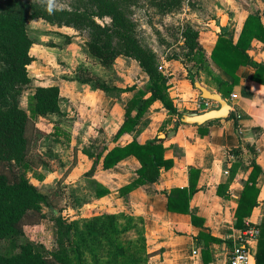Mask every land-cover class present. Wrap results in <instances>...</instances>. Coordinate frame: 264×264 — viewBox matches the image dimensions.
Wrapping results in <instances>:
<instances>
[{"label":"trees","instance_id":"16d2710c","mask_svg":"<svg viewBox=\"0 0 264 264\" xmlns=\"http://www.w3.org/2000/svg\"><path fill=\"white\" fill-rule=\"evenodd\" d=\"M168 1L170 0H164L162 5L168 7L170 5ZM86 2L91 4V7L83 9L53 7L52 12L49 13L47 5L37 2L0 0V60L7 65L0 70V99L5 97L7 100L6 108L0 103V161L5 166L8 165L4 171H0V238L15 236L21 232L24 225L36 224L42 217V208L47 202V196L26 177L20 168L39 165V161L31 156L34 118L62 113L59 103L60 89L56 84L38 85L34 88L28 97L29 112L19 105V96L31 82L28 72V66L32 61L31 39L27 30L28 16L44 19L51 24L89 26L95 31V37L94 40L87 41L86 46L88 52L97 58L102 66L109 67L119 55H123L136 60L147 74L148 79L143 87L137 88L135 84L119 87L100 79L85 68H79L80 73H77L76 78L84 83H92L94 90L115 97H119L123 92H133L124 106V118L115 134V139L135 130L141 118L155 101H159L169 114L177 115L178 119L183 112L177 109L169 94L168 75L158 69L152 51L139 43L135 36L134 24L120 7L119 0H86ZM105 16H109V23L101 25L96 21V17ZM181 35L186 48L185 57L197 68L196 72L187 70V77L193 86L199 79L198 71L203 69L215 82L216 90L224 98L229 97L234 84L239 80L237 70L242 65L254 67L253 79L262 81L258 74H264V64L253 60L247 52L253 39L264 42V24L259 14L246 16L236 41H233L223 28L210 54H207L200 42L198 29L190 24H184ZM211 64L231 76L233 81L229 82L219 76H213ZM228 118L235 119V127L238 129L234 110L230 111ZM203 125H197L201 135L207 132V128ZM163 141V138L156 135L145 143H140L133 138L123 145L113 146L105 153H103L105 146L96 153L83 149L82 152L89 159L94 158L87 174L93 173L100 159L102 167L108 169L132 155L139 162V167L135 171L136 177L120 186L117 189L118 195L127 194L145 183L155 182L159 178L160 170L168 169L173 164L172 159L164 156ZM199 172L198 168L189 167L188 186L172 187L168 191L166 202L168 210L180 213L190 212L189 200L197 190ZM260 173V166L252 160L251 170L234 211L237 228L244 227V218L249 216L258 204L259 188L256 186V180ZM94 183L95 197L99 198L110 193V190L101 183L97 181ZM217 192L221 193V186H218ZM103 216L111 220L116 219L115 213H105ZM190 217L194 225H203L202 217L195 213H190ZM67 228L70 229L71 226L68 225ZM198 237L203 240L201 252L207 264L210 259L208 243L222 242V239L203 231H199ZM226 242L231 247L232 241ZM75 252L80 259L82 251L78 244L75 246ZM71 262L72 257L68 248L60 242L58 247L48 255L29 241L21 244L16 253L0 254V264H70ZM255 264H264V216L260 222Z\"/></svg>","mask_w":264,"mask_h":264},{"label":"crops","instance_id":"0c3cea01","mask_svg":"<svg viewBox=\"0 0 264 264\" xmlns=\"http://www.w3.org/2000/svg\"><path fill=\"white\" fill-rule=\"evenodd\" d=\"M217 2L208 6L209 14L213 18L207 23L208 31L200 34V42L207 54H210L223 28L233 41H236L248 14H259L264 24V2L261 6L255 7L249 5L250 2L247 0ZM253 2L259 3L258 0ZM247 52L253 60L264 64V42L253 39ZM115 61L119 62L120 56ZM211 65L216 71L211 73L213 76L233 81V78L219 67ZM115 68L116 73H109L106 82L125 87L120 80L126 73H118L119 67ZM165 68L168 70L166 66ZM169 70L165 73L168 75L170 85L168 91L177 109L181 112L200 110L197 106L201 98L200 91L191 84L187 72L175 73ZM254 72L255 69L251 65L240 66L237 70L239 80L234 84L229 97H226L236 114L238 129L235 127L234 118L216 119L204 123L203 126L207 128L204 135L199 133L197 125L179 121L177 115L169 114L159 101H155L149 107L147 116L149 119L143 120L142 117L135 130L115 139L124 118L123 105H120L121 102L116 103L119 101L118 97L94 90L84 83L83 85L69 83L66 94L62 93L58 82L40 84L59 86L61 111L72 112L74 109L80 114L74 126H79L81 137L96 127L95 133L96 131L100 133L107 144L103 153L133 138L145 143L159 133L174 131L173 135L164 138L163 141L164 156L172 159L173 164L168 169L160 170L157 181L140 185L122 196L118 195L117 189L136 177L135 171L139 167V162L132 155L108 169L102 167L100 159L92 177L110 190V193L95 198L107 212L115 213L121 208L132 216L141 217L151 264H205L201 252L203 240L198 237L199 231L222 239V242L208 243L210 259L207 264L226 263L230 248L226 241L233 242L241 232V228L235 227L234 211L251 170L252 160L261 168L256 180V186L259 188L258 204L244 221H251L260 226L264 216V74H258L262 78V81H259L253 79ZM136 74L141 80L137 81L138 83L132 80L130 85L143 87L148 79L147 74L141 68ZM198 75L201 84L211 91H217L211 76L207 73ZM129 93L123 92L119 98L128 96L129 99L133 92L130 95ZM62 96L65 107L61 104ZM215 106L216 103L213 102L212 107ZM91 113L96 115V120L90 123L84 116ZM75 127L73 130L70 127V132H76ZM78 158V164H75L73 171L76 168L81 171L90 168L92 161L81 149ZM189 167H196L200 171L197 177V190L189 200L190 212L170 211L166 205L167 193L172 187L188 186ZM218 186H221L220 194L217 192ZM190 213L202 217L203 225H194ZM257 241L252 244V264H255Z\"/></svg>","mask_w":264,"mask_h":264},{"label":"rangeland","instance_id":"374dc122","mask_svg":"<svg viewBox=\"0 0 264 264\" xmlns=\"http://www.w3.org/2000/svg\"><path fill=\"white\" fill-rule=\"evenodd\" d=\"M23 1L42 4L41 0ZM247 1L254 7L264 2L258 0L259 3L255 4L253 0ZM162 2L164 0H119L120 7L134 24L139 43L152 51L157 67L162 66V70L158 68L160 71L168 73L170 69L169 72L183 73L189 69L196 72L197 68L185 57L182 26L190 24L198 29L200 39V34L208 31L207 23L213 18L208 6L218 2L170 0L168 7ZM43 4L47 5L46 2ZM53 7L83 9L91 7V4L86 0H53ZM96 21L103 25L109 23L110 18L96 17ZM27 30L31 39L32 61L28 66L31 82L19 96V105L27 112L28 97L37 85L58 82L65 94L69 83L83 85L84 82L76 78L77 73H80L79 68H85L105 80L109 73H116L115 67L118 66V73H126L120 80L123 85L129 86L132 80L136 83L141 80L136 74L140 68L136 60H126L130 57L119 55V62L114 61L109 67H104L88 52L86 42L95 37V31L89 26L51 24L44 19L28 16ZM6 66L0 60V70ZM198 73L206 72L201 69ZM213 73H216L215 69ZM84 84L92 87V83ZM118 99L116 103L121 102L120 105L124 107L128 96ZM64 101L62 96V107H65ZM0 103L2 107H7L5 97L0 99ZM148 110L143 120L149 119ZM79 115L73 109L72 112L34 118L31 156L39 161V165L22 167L20 170L46 194L47 202L43 205L38 223L24 225L20 233L10 238H0V254L16 253L21 244L29 241L48 255L60 242L68 248L72 257L70 264H151L141 217L132 216L121 208L115 212V220L103 216L110 212L95 199V180L92 178L95 169L92 174H87L91 166L83 171L77 168L73 171L75 164H78L80 149L96 153L107 146L105 138L97 131L95 133L97 129L94 126L81 137L79 126H74ZM84 117L90 123L96 120V115L92 113ZM70 127L72 130L75 127L76 132H70ZM6 168L8 165L0 161V171ZM77 244L82 251L80 259L75 252Z\"/></svg>","mask_w":264,"mask_h":264},{"label":"water","instance_id":"95a60500","mask_svg":"<svg viewBox=\"0 0 264 264\" xmlns=\"http://www.w3.org/2000/svg\"><path fill=\"white\" fill-rule=\"evenodd\" d=\"M194 86L200 91L201 98L213 101L214 103H216V106L203 111H183L179 118L181 122L202 125L209 121H213L216 119H225L229 117L231 105L226 98L222 97V95L218 91H211L199 81H195ZM173 133L174 131H170L168 133H159L158 137L164 139L173 135Z\"/></svg>","mask_w":264,"mask_h":264},{"label":"built area","instance_id":"2783aa9c","mask_svg":"<svg viewBox=\"0 0 264 264\" xmlns=\"http://www.w3.org/2000/svg\"><path fill=\"white\" fill-rule=\"evenodd\" d=\"M158 68L162 70V66ZM212 103L213 101L209 99L200 98L197 102V106L200 108L198 111L211 108ZM231 110L234 109L231 107ZM259 234V224L246 220L239 237L232 242L228 250V258L225 264H252V244L258 240Z\"/></svg>","mask_w":264,"mask_h":264},{"label":"clouds","instance_id":"9594fccd","mask_svg":"<svg viewBox=\"0 0 264 264\" xmlns=\"http://www.w3.org/2000/svg\"><path fill=\"white\" fill-rule=\"evenodd\" d=\"M47 3V10L49 11V13L52 12V8H53V0H41V3Z\"/></svg>","mask_w":264,"mask_h":264}]
</instances>
